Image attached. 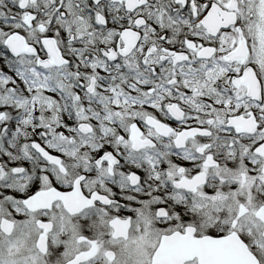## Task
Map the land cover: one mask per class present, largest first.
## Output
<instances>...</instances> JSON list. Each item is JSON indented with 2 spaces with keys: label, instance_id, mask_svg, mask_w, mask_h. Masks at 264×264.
<instances>
[{
  "label": "flooded vegetation",
  "instance_id": "obj_1",
  "mask_svg": "<svg viewBox=\"0 0 264 264\" xmlns=\"http://www.w3.org/2000/svg\"><path fill=\"white\" fill-rule=\"evenodd\" d=\"M260 1L0 0V264H264Z\"/></svg>",
  "mask_w": 264,
  "mask_h": 264
},
{
  "label": "water",
  "instance_id": "obj_2",
  "mask_svg": "<svg viewBox=\"0 0 264 264\" xmlns=\"http://www.w3.org/2000/svg\"><path fill=\"white\" fill-rule=\"evenodd\" d=\"M243 82L248 86V94L250 96H253L258 99H261V87H260V82L258 80V78L256 77L255 73L253 72V70L251 68H249L248 70H246L243 74L242 78H237L236 82ZM218 240H209L210 243H217ZM220 246H222L223 248L226 247L225 245L221 244ZM205 254L201 255L203 258V263L204 264H210V258L211 257H218L215 255H212V249H209V252H204ZM207 253H209V255H207ZM222 258H224L221 261H218V263H228L229 261H231V257L228 255L223 256ZM216 261V262H217ZM232 263V262H230Z\"/></svg>",
  "mask_w": 264,
  "mask_h": 264
},
{
  "label": "rangeland",
  "instance_id": "obj_3",
  "mask_svg": "<svg viewBox=\"0 0 264 264\" xmlns=\"http://www.w3.org/2000/svg\"><path fill=\"white\" fill-rule=\"evenodd\" d=\"M260 2H259L260 3L259 8H258V22H260V21L264 22V0H262Z\"/></svg>",
  "mask_w": 264,
  "mask_h": 264
}]
</instances>
